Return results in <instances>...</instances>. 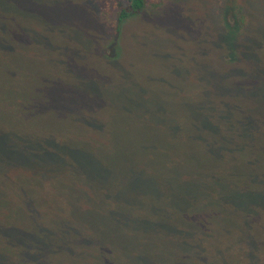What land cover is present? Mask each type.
<instances>
[{
	"label": "rangeland",
	"instance_id": "1",
	"mask_svg": "<svg viewBox=\"0 0 264 264\" xmlns=\"http://www.w3.org/2000/svg\"><path fill=\"white\" fill-rule=\"evenodd\" d=\"M125 4L0 0V264H264V0Z\"/></svg>",
	"mask_w": 264,
	"mask_h": 264
},
{
	"label": "trees",
	"instance_id": "2",
	"mask_svg": "<svg viewBox=\"0 0 264 264\" xmlns=\"http://www.w3.org/2000/svg\"><path fill=\"white\" fill-rule=\"evenodd\" d=\"M145 6H146V0H126L125 6H123L119 9V14H118V18H117L119 24L123 23L125 19L138 14L141 10L144 9ZM232 36L234 37L233 34H232ZM229 39H230V46H231L233 44L232 42L234 40L231 37H229ZM0 91H1L0 92L1 93V95H0V97H1L0 98V114L2 113L0 116V119L2 121V125H0V139L5 140V139H8V138L10 139L11 137L16 136L15 130L13 128H11V126H7L5 124V121H9L10 117H11V115L8 113V112H10L9 111L10 109L6 108V105L8 107L7 102L12 101L14 98H13V93L11 92L9 87L3 83L0 86ZM21 101H20V103H17V105L23 104V99ZM7 119H9V120H7ZM0 142H1V140H0ZM54 262H56V264H58L57 261H54Z\"/></svg>",
	"mask_w": 264,
	"mask_h": 264
}]
</instances>
